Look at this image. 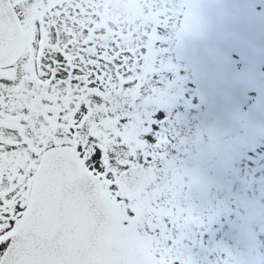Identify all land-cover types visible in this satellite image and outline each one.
<instances>
[{
    "label": "snow or ice",
    "instance_id": "6c2138e0",
    "mask_svg": "<svg viewBox=\"0 0 264 264\" xmlns=\"http://www.w3.org/2000/svg\"><path fill=\"white\" fill-rule=\"evenodd\" d=\"M197 26L173 0H0V264H195L145 89Z\"/></svg>",
    "mask_w": 264,
    "mask_h": 264
},
{
    "label": "flooded vegetation",
    "instance_id": "af4514ba",
    "mask_svg": "<svg viewBox=\"0 0 264 264\" xmlns=\"http://www.w3.org/2000/svg\"><path fill=\"white\" fill-rule=\"evenodd\" d=\"M188 1L173 0L178 5L187 4ZM184 64L190 71L189 78L168 80L165 88L154 82L145 89V93L153 94V89L164 92L161 99L146 105V108H151L147 111L154 117L163 114V119L159 121L161 129L168 130L173 140L168 149V159L175 162L176 167L186 174V180L189 181L183 190L181 204L192 208L198 218L177 227L175 235L179 237L183 233V250L194 262H237L241 259V254L238 256L229 253L228 247L238 248L239 239H246L248 245L255 246L253 241L256 228L253 225L257 212L248 213V208L253 209L255 204L248 205L243 192L253 187L263 195L264 178L254 175L253 168H250L252 173L245 168L243 175L231 174L234 159L228 157L230 151H211V148L212 144L230 140L233 142L231 149L235 147L237 154L241 155V145L251 146L258 142L248 140L242 133L219 140L206 133L203 125L205 108L199 95L196 66ZM219 155L222 158H218ZM245 164L249 165L248 162ZM244 178L248 179L246 184Z\"/></svg>",
    "mask_w": 264,
    "mask_h": 264
},
{
    "label": "water",
    "instance_id": "95a60500",
    "mask_svg": "<svg viewBox=\"0 0 264 264\" xmlns=\"http://www.w3.org/2000/svg\"><path fill=\"white\" fill-rule=\"evenodd\" d=\"M198 7V26L177 39L175 55L205 68L201 91L207 113L208 135L221 138L243 131L251 140L264 137V0H189ZM261 10H258V7ZM219 47L213 55L202 48ZM202 49V50H201ZM243 61L241 70L233 61ZM217 56V57H214ZM257 98L248 112L240 114L249 92ZM225 132L223 133V131Z\"/></svg>",
    "mask_w": 264,
    "mask_h": 264
},
{
    "label": "rangeland",
    "instance_id": "374dc122",
    "mask_svg": "<svg viewBox=\"0 0 264 264\" xmlns=\"http://www.w3.org/2000/svg\"><path fill=\"white\" fill-rule=\"evenodd\" d=\"M163 35L165 37H171L170 42L167 44V47L169 48V51L167 53V57L171 60L172 64L174 65V69L171 71H164V72H158L155 74V79H153L148 86L154 84L156 85H162L163 88H165V84L168 80L171 79H187L189 78L188 74L190 71H188L187 66L179 60L176 59L174 55V43H175V33L173 30L166 31ZM157 80V82H156ZM178 81L177 83H179ZM187 83V82H185ZM152 94L147 92L146 95ZM151 109V108H146ZM233 142H230V140H226L225 142L218 143V144H212L211 151L227 149L230 151L231 154L228 155V157H232L234 159V168L230 172L231 174H245L244 170L245 168L249 169V173H252L250 168H253L254 175L260 176L264 178V139L260 140L257 144L249 146L248 144L241 145L240 152L242 154L238 155L237 150L235 147H232L234 149H231V144ZM231 149V150H230ZM249 155V157H248ZM218 158H222V155H219ZM224 158V157H223ZM246 162L249 163L248 166H246ZM244 164V165H243ZM245 179V178H244ZM248 180V179H247ZM245 179V184L246 181ZM244 196L246 197L248 201V205L255 204L253 209L248 208V213L251 214L253 212H257V218L254 222L253 228L254 231V241L255 244L254 247H251L248 245V242L246 239L242 241V239L238 240L239 247L236 246H230L228 247V252L233 253L234 255H240L241 259L237 262L229 261L227 263L222 264H264V194L262 195L260 191L255 190L253 187H250L248 191L246 190L243 192ZM246 203V201H245ZM247 204L245 206H248ZM257 223H261V225H256ZM236 235V230H235ZM246 238V236H244ZM195 264H215V263H208V262H201V261H195Z\"/></svg>",
    "mask_w": 264,
    "mask_h": 264
}]
</instances>
